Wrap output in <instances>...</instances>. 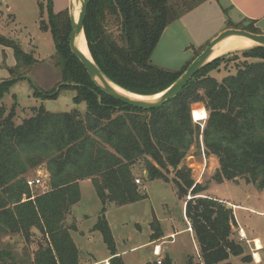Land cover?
I'll return each instance as SVG.
<instances>
[{"label": "trees", "instance_id": "trees-1", "mask_svg": "<svg viewBox=\"0 0 264 264\" xmlns=\"http://www.w3.org/2000/svg\"><path fill=\"white\" fill-rule=\"evenodd\" d=\"M205 1L90 0L84 30L91 55L118 86L141 95L158 94L200 54L180 70H170L152 61L158 42L170 24ZM49 22L63 71L60 88L76 89L75 102H86L87 108L84 113L33 108V115L17 125L14 108L8 111L0 103V237L20 233L30 239L35 228L44 242L35 251L33 264H80L79 248L71 235L78 228L76 223L68 224L67 217L81 200L80 181L90 179L103 203L93 230L102 233L112 255L110 263L125 264L118 255L105 205L122 206L148 198L132 170L143 160L148 179L173 182L181 197L192 188L185 214L201 260L189 255L186 264H232V255L245 253L243 243L233 235V208L204 195V186H194L191 169L180 166L192 146L201 148L202 135L206 153L218 158L220 166L214 175L218 183L243 178L264 188V46L244 51L246 57L260 61L239 67L237 73L221 80L211 76L225 61L226 55L219 56L177 97L162 107L141 109L114 99L92 81L69 45L68 8L56 13L50 0ZM247 29L259 33L253 25ZM0 44L14 49V72L22 74H17L19 78L37 62L4 35H0ZM15 80H0V98ZM56 95L55 91L47 96ZM199 103L208 113L203 129L192 117V106ZM170 167L176 173L173 179L167 175ZM37 168L45 189L34 196L27 175ZM151 228L152 241L164 236L156 217ZM0 264H17L11 249H0ZM161 264L174 261L165 255Z\"/></svg>", "mask_w": 264, "mask_h": 264}, {"label": "rangeland", "instance_id": "rangeland-1", "mask_svg": "<svg viewBox=\"0 0 264 264\" xmlns=\"http://www.w3.org/2000/svg\"><path fill=\"white\" fill-rule=\"evenodd\" d=\"M49 3L50 0H0V35L14 40L37 60L27 70L23 78H19V76L17 77L18 73L14 72L17 66L14 49L11 46L0 44V80L5 82L17 79L11 84L8 92L0 98V103L4 104L8 111L14 108L16 112L14 121L17 125L33 115V108L44 107L49 112H71L78 109L81 113H84L87 108L86 102H75L76 89L73 87L60 88L64 84L63 71L51 32ZM205 3H209L208 0L196 8L208 5ZM68 9L70 16L74 9L72 7ZM54 10L56 13L62 11L56 7ZM202 12L207 11L204 9ZM226 17L225 13L223 15L221 13L220 16H211L209 28L208 24L204 22L207 19L200 17L201 21L198 22V25L207 28L205 30L192 27L188 33H185V30L178 26L173 32L178 23L170 27L154 50L153 63L170 70H180L186 62L192 60L197 52L203 51L213 40L210 31L218 27L224 19L227 20ZM227 24H230L229 21ZM243 24L239 22L238 28H243ZM257 46L259 45L255 43L253 46L223 54L226 55L225 61L210 75L221 80L229 74L237 73L239 67L260 61L259 58L246 57L244 54V51H249ZM55 91L57 92L56 96H47L54 94ZM197 105H193L192 109ZM199 105L205 108L203 103H199ZM184 165L191 169L195 181L201 179L199 184L205 187L202 192L204 195L217 198L226 204H236L233 207L235 216L233 230L241 226L248 240H251L241 241L245 253L238 256L232 255L229 261L232 264H264V249L257 250L252 239L261 237L264 242V188L258 189L255 185L246 183L243 178L218 183L214 178L220 166L218 158L207 153L205 158L201 148L197 145L191 147L180 167ZM133 169L135 179L138 178L141 181L137 184L148 193V198L122 206L113 202H108L105 205V216L112 229L116 249L123 255L125 264H145L147 261L157 258L153 255V245L146 244L150 239L151 222L155 217L161 222L165 231L179 232L176 236V243L165 244V251L160 254L159 258H164L167 254L166 250L167 252L172 250L174 264H186L187 255L195 256L197 261L201 260L200 248L195 241L196 238L194 239L195 234L185 230L188 227L185 218V205L190 196L193 197L192 188L187 195L181 197L173 182L145 177L143 171H146V168L143 160L136 163ZM175 174L174 167H170L167 175L173 179ZM34 177H41L40 168L31 170L27 175V178ZM80 187L82 197L79 203L73 207V216L71 215V217L75 219L70 220L71 223H76L79 229L71 231V234L74 235L77 246L81 250L82 260L93 258L92 255L97 258L105 256L110 251L103 235L100 231L92 228L98 221L103 203L91 181H82ZM44 189L42 185L34 188L32 192L36 196L41 194ZM67 223L69 222L67 221ZM80 233L82 234L80 235ZM233 235L239 240L238 232L236 234L234 231ZM40 242H44V238L39 230L34 228L30 239H26L20 233L2 235L0 249H11L17 264H33L34 253ZM140 244L144 245L133 249ZM255 252L259 253L260 262H256L254 259ZM244 256L246 260H244ZM248 257H251V260L248 261Z\"/></svg>", "mask_w": 264, "mask_h": 264}, {"label": "water", "instance_id": "water-1", "mask_svg": "<svg viewBox=\"0 0 264 264\" xmlns=\"http://www.w3.org/2000/svg\"><path fill=\"white\" fill-rule=\"evenodd\" d=\"M78 0H73L71 7L74 9L75 2ZM80 9L79 14L76 19L74 11L71 12V32L69 37V45L73 54L79 59L82 65L85 67L88 75L92 81L106 94L113 97L116 100H119L127 105L141 108V109H155L162 107L166 104L167 101L177 97L189 83V81L205 66L212 62L216 58H212L214 49L222 41L226 40L232 36L246 37L259 46H264V33H255L247 30V27L251 24V21H246L243 24V28H227L223 30L219 35H217L207 46L206 48L191 62V64L186 68V70L180 75V77L170 85L166 90L160 92L161 96L155 100H143L135 99L126 94L120 93L117 91L112 84H115L111 81L100 69L95 60L93 59L91 52L90 55H86L78 44V39L85 35V20L88 10V5L90 0H79ZM87 42V39H86ZM88 45V43H87ZM219 57V56H218ZM118 86V85H117ZM120 87V86H119ZM122 88V87H121ZM124 89V88H123ZM126 90V89H125ZM128 91V90H126ZM130 92V91H129ZM133 93V92H132ZM137 94V93H135ZM159 94V93H158ZM141 95V94H139ZM157 95V94H155ZM155 95H143V96H155ZM200 107V105H197ZM229 208L232 207L231 204H227Z\"/></svg>", "mask_w": 264, "mask_h": 264}, {"label": "crops", "instance_id": "crops-1", "mask_svg": "<svg viewBox=\"0 0 264 264\" xmlns=\"http://www.w3.org/2000/svg\"><path fill=\"white\" fill-rule=\"evenodd\" d=\"M52 2H53V9H55V7H56L57 9L63 10V9L71 7V4H72L73 0H52ZM208 2L209 3H205V4H208V5H205V7L195 8V9L191 10L190 12L186 13V15H184V17L182 16L181 18L177 19L172 24H170L165 29L162 37L169 30L170 27L175 26V24H177V23L178 24L174 27L173 32L176 30L175 28H177L178 26H181V28L185 30V33H188L191 30L192 27L193 28L194 27H196V28L198 27L199 30H205L207 28L198 25V22L201 21L200 17H203V18L207 19V20H204V22H206L208 24V28H209V26L211 25V22H210L211 18L210 17L211 16H215V15L220 16L221 13H222V15L224 13H225V15H227V17H226L227 20L224 19V21L220 22V25L218 27H215V29H213L214 32H213V30L210 31V32H212V34H211L212 38L211 39H214L217 35H219L223 30H225L227 28H238L239 27L238 26L239 22H241V24H243L246 21H251L250 25H253V27L256 28L259 31V33H264V0H208ZM204 9L208 13L207 12H202V10H204ZM211 9H212L213 13L211 12ZM54 11H56V10H54ZM182 18H184V19H182ZM181 20H183V21H181ZM228 21H229L230 24H227ZM226 24H227V26H225ZM133 168H132V170H133V173L135 174ZM143 174H144L145 177H148L147 171L144 170ZM82 181H91V180L90 179L81 180L80 183ZM227 204H231L232 208L234 206H236V204H233V203H227ZM75 205H77V204H75ZM73 207H72V209H71V211H70V213H69V215L67 217V221L69 222L68 224H73V223L70 222V220L73 221L75 219V218L71 217V215L73 216ZM185 218H186L187 224H188L187 225L188 227L185 230H189V232L194 233V231H193V229L191 227V223L187 219L186 215H185ZM77 228L79 229L78 226H77ZM162 229H163V232H164V236L162 238L152 241L151 240V236H150L149 241L146 242V244H148V245H153V255L154 256H157L154 253V250H155L156 247H158L161 250V254H162L163 251H165V249H164V245L165 244H168V243L169 244H175L176 243V236L179 233L178 231H174V230L165 231L163 227H162ZM238 229L239 228H236V230H234L236 232V234H237V230ZM152 232L150 233V235L152 234ZM81 234L82 233H80V235ZM71 235H72V237H73V239L75 241L74 235L73 234H71ZM257 238L260 240V243H261V246H262L260 249H257V250H263L264 249V242H263L262 238L261 237L260 238L259 237H254L252 239L254 241H256ZM194 239H195V236H194ZM249 240H251V239H249ZM195 241H196V239H195ZM75 243H76V241H75ZM144 244H140L138 246H135V247H133V249L141 247ZM76 245H77V243H76ZM79 252H80V264H111L110 263V259L112 258L111 253H108L105 256H101V257H98V258L96 256L92 255L93 258H90V259L87 258L88 260L87 259L86 260L85 259L82 260V254H81L80 248H79ZM166 253H167L166 255H169L170 257H172V259L174 261V258H173L174 255L172 253V250H170L168 252L166 250ZM118 255L123 257V255H121V252H119V251H118ZM255 255H256V252H255ZM187 257H188V255H187ZM157 259H158V257L156 259H154V260H149V261H156ZM186 260H187V258H186ZM256 262H257V258H256Z\"/></svg>", "mask_w": 264, "mask_h": 264}, {"label": "bare ground", "instance_id": "bare-ground-1", "mask_svg": "<svg viewBox=\"0 0 264 264\" xmlns=\"http://www.w3.org/2000/svg\"><path fill=\"white\" fill-rule=\"evenodd\" d=\"M79 9H80V1L78 0L75 2V6H74V15H75L76 19H77L78 14H79ZM78 44H79L80 48L82 49V51L86 55L89 56L90 53L88 50V45H87L86 39L83 35H81V37L78 39ZM253 45H255V42H253L252 40H250L246 37L232 36V37H229L226 40L222 41L218 46L215 47L214 53L212 54V58H216L218 56H221L225 53H228V52L236 50V49L246 48V47H250ZM112 86L117 91H119L120 93L126 94V95H128L132 98H135V99L155 100L161 96L160 93L155 95V96H143V95H139V94H135V93L126 91L125 89H123L117 85H114V84H112ZM201 109H203V107H201ZM201 113L202 112L200 110L195 111V115L198 117H199V115H201ZM255 242L257 245L256 249H260L262 247L260 240L257 238ZM255 256H256L255 258H257V262H260L259 253L256 252Z\"/></svg>", "mask_w": 264, "mask_h": 264}, {"label": "built area", "instance_id": "built-area-1", "mask_svg": "<svg viewBox=\"0 0 264 264\" xmlns=\"http://www.w3.org/2000/svg\"><path fill=\"white\" fill-rule=\"evenodd\" d=\"M198 105H199V104H198ZM201 107H202V106L200 105V107L196 106L194 109H192V117H193L194 122L200 124V125H201V128L203 129L204 126H205L204 124L206 123L207 118H208V113H207V110H206L205 108L201 109ZM199 110H200L202 113H201V115H199V117H198V116L195 115V111H199ZM202 121H203V122H202ZM200 140H201V151H202L203 155H204L205 158H206V149H205V146H204V143H203V138L201 137ZM40 173H41V171H40ZM200 180H201V179L195 181L194 186H196L197 184H199ZM140 182H141L140 179L137 178V179H136V183H140ZM42 183H43V181H42V174H41V177L27 178V185H28L32 190H33L34 188H36V187L42 186ZM194 186H193V187H194ZM189 199H191V196H190ZM237 232H238V236H239V240H240V241H244V240L247 241V242L249 241V240H248V237H247V235H246V233H245V231H244V229H243L242 227H240V228L237 230ZM254 243H255V245H256V242H255V241H254ZM256 248H257V245H256ZM154 253H155V255H157V257H158V259H157V263H158V264H161V263H162V259L159 258V257H160V254H161V251L159 250L158 247L155 248ZM253 256H255V253L253 254ZM254 259L256 260L255 257H254Z\"/></svg>", "mask_w": 264, "mask_h": 264}]
</instances>
